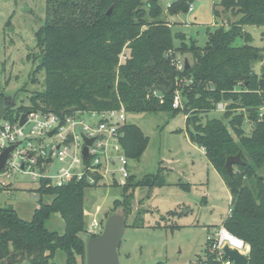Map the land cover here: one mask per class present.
Here are the masks:
<instances>
[{
  "label": "trees",
  "instance_id": "obj_1",
  "mask_svg": "<svg viewBox=\"0 0 264 264\" xmlns=\"http://www.w3.org/2000/svg\"><path fill=\"white\" fill-rule=\"evenodd\" d=\"M192 1L175 0L168 13H186ZM218 6L239 17L208 27L204 46L192 41L176 47L158 0H46V19L35 34L38 52L32 72L33 82H38L37 73L43 74V88L26 105L15 106L0 96L5 117L35 110L64 114L122 107L126 112L184 113L191 142L205 150L230 191L231 213L222 224L249 246L248 264H264V67L255 70L264 61V47L254 46L244 30L246 25H264V0H221L213 6L216 19ZM178 53L191 57L182 70L176 66ZM177 93L181 105L174 107ZM220 103L225 104L223 117L203 122L202 113ZM246 123L252 125L250 133ZM122 131L126 155L139 159L149 137L135 124L126 123ZM239 152L244 163L235 164L231 176L226 160ZM151 179L134 182L131 175L122 186L125 198L114 201L112 213L123 204L127 214L131 190L163 184ZM179 185L190 189L189 184ZM94 186L85 179L63 186L41 184L30 220L12 206H0V264H55L58 253L65 264L84 262L88 239L99 235L88 232L85 206L86 192ZM56 214L63 231L47 225ZM226 259L211 252L208 242L204 257L189 264H223Z\"/></svg>",
  "mask_w": 264,
  "mask_h": 264
},
{
  "label": "rangeland",
  "instance_id": "obj_2",
  "mask_svg": "<svg viewBox=\"0 0 264 264\" xmlns=\"http://www.w3.org/2000/svg\"><path fill=\"white\" fill-rule=\"evenodd\" d=\"M158 1L164 9L163 18L171 23L176 47L192 41L204 46L208 27L227 25L239 17L218 6L220 15L216 19L213 6L221 0H194L190 3L192 10L175 15L167 10L175 0ZM45 19L46 0H0V94L15 106L29 104L30 96L43 88V74L37 73L38 82H33L32 72L36 66L34 54L38 52L35 34ZM244 30L251 34L254 46L264 47V25H246ZM180 34H184L183 38ZM178 58L191 60L187 54L178 53ZM263 67L264 61L255 64L257 72ZM224 110L225 104L224 108L203 112V122L212 117L222 118ZM186 117L172 110L126 112V123L138 125L149 137L142 156L129 158L134 182L148 176L152 181L158 178L163 184L152 189L140 186L131 190L127 214L123 204L114 212L127 215L118 248L120 264L196 262L204 257L208 237L222 225L228 213L232 202L230 191L205 150L191 142ZM251 128L250 123L245 124L247 133ZM11 181L9 191L0 190V206H12L22 218L30 220L39 205L40 196L35 191L38 185L28 176ZM179 184H189L190 189ZM124 198L122 186L110 179L87 190L88 223L90 225L94 217L103 222L97 228L98 234L103 231L108 216L113 214L114 201ZM47 225L58 231L64 228L57 214ZM54 262L65 264L63 254L58 253ZM78 264H87V258L84 262L79 260Z\"/></svg>",
  "mask_w": 264,
  "mask_h": 264
},
{
  "label": "built area",
  "instance_id": "obj_3",
  "mask_svg": "<svg viewBox=\"0 0 264 264\" xmlns=\"http://www.w3.org/2000/svg\"><path fill=\"white\" fill-rule=\"evenodd\" d=\"M192 9L190 5L189 10ZM126 54H122V60ZM184 65L185 61L177 58V68L182 70ZM180 105V94L177 93L173 106ZM218 107L224 108V104L220 103ZM24 113L26 119L21 124ZM125 124L126 110L123 107L102 111L74 110L64 114L35 110L18 115L14 112L12 117L3 115L0 118V154L8 147L12 146V149L0 169V190L9 191L11 179L19 176H28L37 183V193L43 183L63 186L73 179H85L96 186L107 179L125 185L131 176L129 158L122 144ZM87 139H93L92 143L87 144ZM85 146H88L86 156ZM101 225L96 217L92 218L88 232L98 234L97 228ZM208 242L210 251L219 259L225 255V246L246 256L249 252L245 241L223 224L214 229ZM223 264H233V260L227 257Z\"/></svg>",
  "mask_w": 264,
  "mask_h": 264
},
{
  "label": "water",
  "instance_id": "obj_4",
  "mask_svg": "<svg viewBox=\"0 0 264 264\" xmlns=\"http://www.w3.org/2000/svg\"><path fill=\"white\" fill-rule=\"evenodd\" d=\"M110 12V10H109ZM108 12V13H109ZM185 64L188 66V59H185ZM14 105V103H13ZM6 111L5 101L0 96V118L3 117ZM26 119V114H22L20 123L23 124ZM29 131V128L27 129ZM93 139H87V144H91ZM8 147L0 154V169L5 163L9 151ZM88 153V146L84 148V155ZM244 161L241 158V152L236 155L228 156L226 160V168L232 176L234 173V165L242 164ZM127 221V215L118 213L111 214L104 225V229L98 236L88 239L87 242V264H120L118 248L122 242L124 227ZM225 255L233 260V264H248V257L240 253L237 249H231L229 246L224 247Z\"/></svg>",
  "mask_w": 264,
  "mask_h": 264
},
{
  "label": "crops",
  "instance_id": "obj_5",
  "mask_svg": "<svg viewBox=\"0 0 264 264\" xmlns=\"http://www.w3.org/2000/svg\"><path fill=\"white\" fill-rule=\"evenodd\" d=\"M204 151V150H203ZM131 175H132V173H131ZM231 197V196H230ZM232 198V197H231Z\"/></svg>",
  "mask_w": 264,
  "mask_h": 264
}]
</instances>
